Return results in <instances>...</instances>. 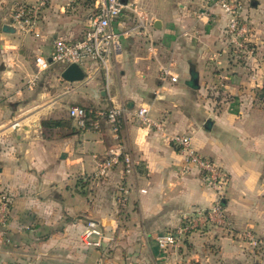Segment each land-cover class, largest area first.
<instances>
[{
	"label": "crops",
	"instance_id": "1",
	"mask_svg": "<svg viewBox=\"0 0 264 264\" xmlns=\"http://www.w3.org/2000/svg\"><path fill=\"white\" fill-rule=\"evenodd\" d=\"M38 1L0 0V181L11 198L8 221L0 223V264H264V247L240 235L251 231L264 241V0H242L254 53L240 59L219 9L200 20L201 5L190 0L153 17V9L129 0L136 12L126 9L111 27L119 43L108 58L113 87L97 107L124 111L117 135L103 123L79 129L69 108L84 102L68 97L77 88L61 79L65 67L38 73L35 65L36 56L51 57L56 39L84 38L98 0H47L37 37L14 27L11 15ZM170 63L175 83L160 79ZM96 73L105 75L98 66ZM139 106L150 107L165 133L137 122ZM174 135L190 136L194 150L227 174L223 206L231 227L208 223L162 250L159 235L217 197L201 170L187 169ZM118 147L132 157L133 171L120 163L96 177L97 162ZM89 220L111 239L106 254L84 244Z\"/></svg>",
	"mask_w": 264,
	"mask_h": 264
},
{
	"label": "built area",
	"instance_id": "2",
	"mask_svg": "<svg viewBox=\"0 0 264 264\" xmlns=\"http://www.w3.org/2000/svg\"><path fill=\"white\" fill-rule=\"evenodd\" d=\"M97 1V0H96ZM201 5L196 16L202 19L207 13L214 9H219L227 18L225 33L229 46L237 59L243 55H253V48L250 46L248 29L243 21L242 0H193ZM47 5V0H40L34 4H20L11 15V22L14 27L24 33H33L39 36L38 27L43 9ZM126 9L136 12L135 3L129 0H98V12L92 18L89 29L84 38L78 41H68L58 38L54 42V51L50 58L38 55L35 57V65L38 73L46 72L52 67L63 65L65 68L72 64L80 65L85 74L88 68L95 66L98 70H103L108 81L110 68L108 58L113 50L119 46L117 34L111 31L113 23L120 18ZM144 18V17H143ZM141 25H143L141 19ZM155 48L151 42L149 50ZM64 68V69H65ZM160 79L163 82L175 83L178 76L173 73L172 64L161 66ZM33 84V81L31 82ZM69 117L74 120L79 129H98L101 124H106L111 131L117 135L124 117V111L120 108L87 109L80 106L69 108ZM137 122L147 127H153L159 133H165L163 122L154 120L151 117L149 106H139L134 111ZM18 126L15 123L13 127ZM170 142L185 156L187 169L196 167L204 175L205 183L215 190L217 197L214 204L207 210H200L193 218H188L177 228L159 235L156 239L160 249L169 247L176 248L184 239L194 231L201 229L208 223H216L220 226L231 227V222L227 218L223 206V198L228 182L225 171L215 162L201 156L192 147V138L188 135H174ZM123 163L125 171L131 173L134 169V161L128 154H124L122 147L113 149L102 160L97 162L96 177H105L118 164ZM119 202L122 206L127 203L129 190L121 188ZM11 211V198L9 192L2 186L0 181V223L8 221ZM252 247H264V241L256 237L251 231L240 234ZM82 240L86 246L103 250V254L108 252V243L111 239L105 234L100 224L95 220L86 223L82 234ZM102 258L100 259V264Z\"/></svg>",
	"mask_w": 264,
	"mask_h": 264
},
{
	"label": "rangeland",
	"instance_id": "3",
	"mask_svg": "<svg viewBox=\"0 0 264 264\" xmlns=\"http://www.w3.org/2000/svg\"><path fill=\"white\" fill-rule=\"evenodd\" d=\"M189 2L190 0H138L136 4L140 10L149 11L150 9H153L156 13L152 16L156 17L158 14H162V12L168 14L173 11L174 8L178 9L180 4H189ZM96 12L97 10L95 9L93 14L95 15ZM95 70L96 67L93 65L90 73L83 81L68 83V85H66L69 86V89L77 88L75 93L69 92L68 97L71 100L82 99L84 102L83 106L87 109H97L102 99V92L109 91L113 87V85L109 84L105 75H102V73L95 74ZM63 87L64 85L62 86V89Z\"/></svg>",
	"mask_w": 264,
	"mask_h": 264
},
{
	"label": "water",
	"instance_id": "4",
	"mask_svg": "<svg viewBox=\"0 0 264 264\" xmlns=\"http://www.w3.org/2000/svg\"><path fill=\"white\" fill-rule=\"evenodd\" d=\"M160 22L157 21L155 24L156 28H159ZM3 31L6 33H15V28L9 25L3 26ZM61 79L68 83L81 82L85 79L86 74L84 69L78 64H72L65 68L60 75Z\"/></svg>",
	"mask_w": 264,
	"mask_h": 264
},
{
	"label": "trees",
	"instance_id": "5",
	"mask_svg": "<svg viewBox=\"0 0 264 264\" xmlns=\"http://www.w3.org/2000/svg\"><path fill=\"white\" fill-rule=\"evenodd\" d=\"M95 1L96 0H91L92 4H94ZM258 97H259V99H263L264 98V88H263V90H261L260 92H258ZM124 154H127V153L124 151Z\"/></svg>",
	"mask_w": 264,
	"mask_h": 264
}]
</instances>
